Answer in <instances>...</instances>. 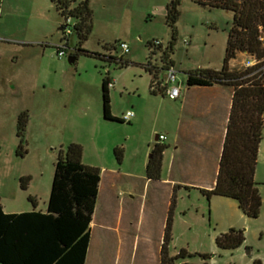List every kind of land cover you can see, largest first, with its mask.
Segmentation results:
<instances>
[{"label": "rangeland", "instance_id": "374dc122", "mask_svg": "<svg viewBox=\"0 0 264 264\" xmlns=\"http://www.w3.org/2000/svg\"><path fill=\"white\" fill-rule=\"evenodd\" d=\"M179 1L177 38L171 54L177 71L176 83L185 82L186 70L219 67L232 22L230 11L204 7L192 0ZM170 2L89 0L91 31L87 40L78 44L72 26L66 37L64 31L59 30L64 20L49 0H1L0 205L4 213H45L60 150L76 143L84 148L85 163L107 173L112 170L134 173V177H121L115 187L106 185L107 204L100 201L97 204L102 212L107 211L105 207L109 205L117 207L113 195L119 198L120 191L139 185L135 188L137 198L133 194L127 196L135 199L128 206H131L133 221L138 217L142 220L141 227L136 230L134 226L120 264H159L157 243L164 213V188L160 187L157 192L154 184L149 188L144 185L140 156L134 160L132 148L124 150L128 144L126 138L133 136L135 131L126 122L103 119L100 87L108 72L117 89L115 113L120 117L127 110H133L131 104L139 93L148 89L149 78L141 65L147 61L158 64L161 49L170 41L171 32L165 24L166 6ZM71 22L73 24L74 20ZM65 40V55L58 59L56 46L64 44ZM153 40L162 42V48L153 51L158 58L154 59L153 54L149 59L147 44ZM115 41L124 42L128 53L122 55L117 48L106 53L104 46ZM79 49L92 54H109L129 64L119 69L113 63L107 64L79 52L74 64H69V56ZM236 57L234 69L254 64V61L240 64L249 60L247 54L238 53ZM49 88L54 91H48ZM10 89L19 92L14 95ZM22 112H26L27 122L18 138L17 117ZM154 135L167 137L163 131L156 130L148 140L153 142ZM19 145V152H24L22 156L17 154ZM115 148L122 149L120 164L113 152ZM21 177L30 178L26 189L20 187ZM254 181L261 200L256 218L244 216L236 202L228 198L211 196L207 200L199 191L175 194L168 255L174 257L183 249L186 256L177 258L174 264H264V131L258 146ZM130 198L125 197L124 211L128 209L126 203L133 201ZM145 199L146 204L140 211V201ZM100 223L108 226L115 220L107 218ZM229 229L241 231L243 243L235 249L218 248L215 237ZM108 239L111 247L114 239L110 233ZM100 264L117 262L111 259Z\"/></svg>", "mask_w": 264, "mask_h": 264}, {"label": "trees", "instance_id": "16d2710c", "mask_svg": "<svg viewBox=\"0 0 264 264\" xmlns=\"http://www.w3.org/2000/svg\"><path fill=\"white\" fill-rule=\"evenodd\" d=\"M63 19L74 20L73 32L78 44L86 41L91 31L89 0L74 3L72 0H49ZM198 5L222 9L232 13L231 27L227 32L226 47L219 70L196 69L185 72L186 87L220 85L233 90L232 102L214 187L198 190L207 200L219 196L236 202L238 209L248 218H256L261 200L254 172L259 143L264 131V0H192ZM179 0H171L166 6L165 24L171 38L161 49V61L173 66L171 54L177 38L176 22L179 17ZM119 42L106 44V53L114 52ZM150 48V42L147 44ZM94 57L119 69L128 66L127 61L106 55L92 54L79 49L77 53ZM238 53H245L254 64L237 70L228 64ZM154 52L149 51V59ZM142 68L157 78L158 67L147 61ZM108 72L101 80L102 117L106 121L122 123L111 115ZM27 122L26 112L17 117L18 138H21ZM17 154L22 156L24 152ZM165 146H153L145 166L148 180H160L162 153ZM114 155L120 164L122 149L115 148ZM82 147L71 143L57 157L54 165L50 193L45 213H4L0 205V264H84L90 236V222L96 203L100 170L84 165ZM21 189H26L29 177L19 179ZM30 199V198H29ZM31 200V199H30ZM33 201V200H32ZM175 207V188L167 212L160 264H174L177 258L186 256L181 249L174 257L168 255L172 240V214ZM244 241L241 231L229 229L214 239L220 249H235ZM258 264V263H255Z\"/></svg>", "mask_w": 264, "mask_h": 264}, {"label": "crops", "instance_id": "0c3cea01", "mask_svg": "<svg viewBox=\"0 0 264 264\" xmlns=\"http://www.w3.org/2000/svg\"><path fill=\"white\" fill-rule=\"evenodd\" d=\"M153 57L154 59L158 58V55L154 54ZM237 57L229 62L228 66L230 69L236 68ZM252 62V58L249 57L246 63L240 62V64L248 65ZM221 64L222 61L219 67L215 69L210 67L201 69L219 70ZM190 70L192 69L185 72ZM51 71L53 72V70ZM143 71L149 78L148 89L144 90L145 92L143 93H139L137 100L131 104L130 108L133 110L126 111L132 113V117L126 123L131 124L135 133L133 136L126 138L128 144L124 146V150L128 151L132 148L131 154L134 160L140 156V162L145 173V166L153 146L156 143L165 146L162 153L160 180L151 181L145 175L144 183V185L147 184L148 188L150 184H154L153 189L157 192L160 187H163L165 193L161 232L158 235L157 243L158 262L160 264L162 237L174 188L176 194L181 191L210 190L214 187L231 108L233 90L230 87L220 85L188 88L184 81H179L177 84L181 95L177 100H170L160 94L159 91L152 92L150 88L152 75L144 68ZM110 80L112 84L109 88L110 112L113 117L121 119V116L125 113L121 114L120 117L115 113L114 95L117 93V89L112 79ZM8 85L11 86L13 83H8ZM10 91L14 95L19 92L14 89H10ZM48 91L53 92L54 90L49 88ZM156 130H161L167 135L164 141L156 142V135H154L153 142L150 139L148 140L149 135ZM84 158V148L82 147V163L87 166L96 167L85 163ZM98 169L100 170V181L94 212L89 225L90 236L84 264H100L103 260L111 259L120 264L123 259L122 253L125 254L124 251L128 246L129 236L132 234L134 226L136 230L141 227L142 220L138 217L136 221H133L132 209L131 206H128L133 204L135 199L134 197L130 198L127 196L128 194H131V196L133 194L137 198L135 188L139 185L133 189L129 186L125 192L120 191L118 193L119 198L113 195L112 197L117 201V207L109 205V207H105L107 211L102 212L100 206L97 204L99 201L100 203L107 204L105 201L106 185L115 187L121 177H134V173H120V171L116 170L107 173L100 168ZM125 197L133 200H127V211H124ZM145 204L146 199L145 201H140V211H142V206ZM107 218L115 220V223L103 226L100 221L107 220ZM109 233L112 239H114L111 241V247L108 245Z\"/></svg>", "mask_w": 264, "mask_h": 264}, {"label": "built area", "instance_id": "2783aa9c", "mask_svg": "<svg viewBox=\"0 0 264 264\" xmlns=\"http://www.w3.org/2000/svg\"><path fill=\"white\" fill-rule=\"evenodd\" d=\"M0 12H1V0H0ZM64 25H63V34L64 37L70 35V30L68 29L73 24L71 22V18L66 17L64 18ZM185 45H188L186 41H184ZM161 47V42L159 40H153L150 43V51L158 50ZM65 48H67V40H65L64 44L56 46V57L58 59H62L65 55ZM117 49L120 50L121 54H127L128 53V47L124 42H119L116 46ZM159 60V59H158ZM158 67V75L157 78L152 80L150 84V88L152 92L159 91L160 94L165 96L166 98L170 100H177L181 93L178 84L176 83V74L177 71L174 69L173 66L168 65L167 62L159 60L158 64H151V66ZM112 84L110 83L108 87L110 88ZM132 117L131 112H126L124 115L121 116V120L123 122H128L129 119ZM163 135H156V142H162L164 141Z\"/></svg>", "mask_w": 264, "mask_h": 264}, {"label": "water", "instance_id": "95a60500", "mask_svg": "<svg viewBox=\"0 0 264 264\" xmlns=\"http://www.w3.org/2000/svg\"><path fill=\"white\" fill-rule=\"evenodd\" d=\"M64 21H65V20H64ZM63 28H64V27H63V25H62V26H60L59 30L62 31ZM75 61H76V58H75V57H72V58L70 57V58H68V63H69V64H74ZM149 157H150V155H149Z\"/></svg>", "mask_w": 264, "mask_h": 264}]
</instances>
